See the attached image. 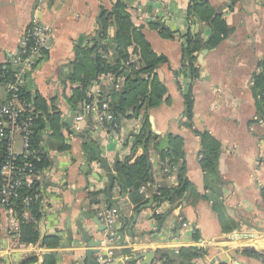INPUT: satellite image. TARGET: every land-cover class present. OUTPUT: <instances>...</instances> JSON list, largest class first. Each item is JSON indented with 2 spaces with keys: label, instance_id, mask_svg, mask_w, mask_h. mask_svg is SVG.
<instances>
[{
  "label": "crops",
  "instance_id": "crops-1",
  "mask_svg": "<svg viewBox=\"0 0 264 264\" xmlns=\"http://www.w3.org/2000/svg\"><path fill=\"white\" fill-rule=\"evenodd\" d=\"M117 1L0 0V104L5 98L1 67L15 58L33 14L37 12L54 32V49L29 78L26 94L30 99L41 101V107H36L38 119L44 122L45 128L36 145L45 155L46 166L54 176L49 186L53 192L51 198L58 204L48 216L50 226L55 230L46 236L59 239L57 247H44L41 252L17 250L2 254L0 264H20L28 259L23 264H42L49 254L54 255L55 264H87L84 256L88 245L85 246L79 233V214L73 209V202L75 197H85L80 193L85 179L82 169L87 156L93 157L94 153L88 146L82 148L83 140L70 134L66 122L73 112H77L74 125L96 143L113 166L116 157L120 164L131 155L135 144L133 136L143 129L144 114L122 117L117 126H93L84 109L92 102L95 82L87 90L88 103L80 104L78 110L73 111L68 99L77 86L69 83L67 78L72 71L75 48L81 43L91 44L90 39L97 38L103 13L110 11ZM120 1L128 6L133 25L143 32L151 50L165 59L155 72L165 93L149 114L152 136L146 156L153 181L167 189L181 191L177 173L184 164L190 187L176 206L166 200L156 206L151 200L135 212L136 204L131 199L133 194L136 197L135 193L124 189L118 173L121 184L115 182L110 200L105 191L107 179L97 183L89 175L91 201H99V205H86V210L96 212L98 208L110 205L121 207L117 229L121 243L134 245L132 248L137 251V257L143 259V264L150 253L144 255L140 253L142 250L179 251L188 247L206 251L205 256L191 264H264V238L246 246H233L227 239L235 231L254 229L264 233V123L260 122H264V115L258 110V98L253 89V77L264 63V0H198V4L205 2L214 15L222 16L229 35L217 47L200 52V76L192 82L191 90L188 88L190 81L176 75L182 68L184 37L190 31L193 36L199 35L207 41L212 34L207 21L209 15L200 8L195 9L194 5L192 13L195 12L197 18L192 19V14L189 17L191 0ZM116 30V26L112 27L109 35L114 36ZM162 30L173 35L167 36ZM115 48L117 53V46ZM128 51L132 61L139 62L133 47ZM204 51L206 54L203 55ZM113 79L111 82L108 75L99 79L112 96L121 89L119 80L124 78ZM190 92L193 106L192 118L188 119L185 95ZM130 111L128 114L131 115ZM54 113L60 114L64 126L61 132L70 146L64 152L53 147L48 116ZM204 132L220 145L217 170L201 166L199 133ZM166 139L168 148L159 151ZM19 140L20 148L21 138ZM173 154H180L182 159L170 166L168 163ZM165 171L169 172L166 177ZM93 172H99L95 164ZM155 214L163 216L164 221L158 222ZM81 222L86 231L94 225L86 218H81ZM99 231L100 234L104 232ZM40 237L43 238L41 233ZM40 242L25 245L40 244L43 247ZM245 249L256 252L259 257L244 254Z\"/></svg>",
  "mask_w": 264,
  "mask_h": 264
},
{
  "label": "trees",
  "instance_id": "trees-1",
  "mask_svg": "<svg viewBox=\"0 0 264 264\" xmlns=\"http://www.w3.org/2000/svg\"><path fill=\"white\" fill-rule=\"evenodd\" d=\"M195 9H201L209 15L207 21L210 23L212 34L207 41H203L199 35L193 36L189 31L184 37L185 43L182 49V68L176 73L177 77L184 76L190 81L189 89L191 90L192 82L200 76V65L198 63V55L205 49H212L229 35V28L221 15H214L213 11L205 2L198 4V0H191L188 15L192 14L193 6ZM215 16V17H214ZM103 31L100 33V42L97 38L90 39L91 44H79L75 48V58L72 63V71L68 75L67 80L72 85L77 87L72 90V96L68 99L73 111L78 110L80 104L88 103V88L99 81L102 76L111 75L115 79L124 78L121 81V89L113 96L111 93L108 96L111 99V110L113 115L119 121L122 117L130 118L144 114L143 129L139 134H135V144L132 146V153L125 158L123 163L119 164L118 176L125 190L134 191L133 198L136 206L134 211L138 212L141 208L154 200L156 206H159L163 201H169L176 206L186 190L189 189L190 183L186 177V169L184 164L178 169V180L180 182L181 191L167 189L161 186L159 189L160 196H154L150 200H146L144 195L139 194L140 188L147 182L153 181L152 172L150 169V161L146 154L149 152V142L151 141V132L149 124V114L165 93V89L159 82L155 74L159 64L164 63L165 59L157 56L146 40L143 32L136 28L128 13V6L122 1H117L110 11H105L101 18ZM116 26L114 36L109 35V30ZM156 26V25H153ZM154 28H158L157 26ZM99 32V31H98ZM167 36H172L173 33L167 30H162ZM117 46L116 55L113 52ZM133 47V53L138 55L139 62H133L128 49ZM106 56H110L105 58ZM147 76V78H145ZM253 89L258 98V110L264 115V63L261 65L260 72L253 77ZM35 106L41 107L39 98L30 99ZM186 116L192 118L193 96L190 93L185 95ZM37 108V107H36ZM131 109V111L129 110ZM131 112V115L128 112ZM51 125V139L53 147L58 151H67L70 146L66 144L62 134L61 117L59 113H54L48 116ZM264 118V117H263ZM110 126H113L111 124ZM45 125L41 119L36 120L33 130V145L37 147L36 141L41 139V132ZM202 143L201 166L203 169L217 170L218 160L220 156V145L212 138L209 133H199ZM44 156L45 164L47 161ZM182 159L180 154L171 155L170 166L178 164ZM166 164L163 165V168ZM169 172L164 176H168ZM155 219L158 222H163V216L155 214ZM45 248H55L59 244L57 236L40 237V232L34 224H25L22 226L21 242L28 245L30 243H38ZM130 253V250L123 251ZM159 256L166 257L169 264H191L195 259L205 256L206 251L195 247L181 248L176 254L173 250H158ZM244 254L250 257H259V255L250 250L245 249ZM42 264H55L54 255L49 254L44 258Z\"/></svg>",
  "mask_w": 264,
  "mask_h": 264
},
{
  "label": "built area",
  "instance_id": "built-area-1",
  "mask_svg": "<svg viewBox=\"0 0 264 264\" xmlns=\"http://www.w3.org/2000/svg\"><path fill=\"white\" fill-rule=\"evenodd\" d=\"M53 49V28L43 22L36 12L21 38L15 58L1 67L5 98L0 104V153L3 154L0 161V257L17 250L41 252L44 249L40 244L26 246L21 242L22 226L25 224H34L43 237L55 230L48 219L49 214L58 207L55 199L51 198L53 192L49 186L54 176L45 164L41 149L33 145L38 111L26 94L29 78ZM108 57L105 55V58ZM108 78L114 82L111 75ZM102 84V80L95 82L92 102L84 109L85 116L93 126H117L118 120L112 113L109 93ZM18 137L21 138L19 149L16 148ZM173 171L175 173L176 169ZM160 188L159 183L150 181L141 186L140 193L150 200L160 196ZM121 213L119 206L97 209L96 216L105 230L100 234L96 224L87 229L90 237L100 243L94 255L95 264H143V259L137 257V251L132 248L134 245L121 243L117 232ZM261 238H264V233L254 229L235 231L227 237L233 246H246ZM125 250H130V253H124ZM173 251L178 253L177 249ZM140 253L154 254L152 264H169L166 257L159 256L157 251L142 250Z\"/></svg>",
  "mask_w": 264,
  "mask_h": 264
},
{
  "label": "water",
  "instance_id": "water-1",
  "mask_svg": "<svg viewBox=\"0 0 264 264\" xmlns=\"http://www.w3.org/2000/svg\"><path fill=\"white\" fill-rule=\"evenodd\" d=\"M197 18L195 12L192 13V19ZM101 30L100 33L103 31L102 25H100ZM100 33L97 36V42H100ZM114 54L116 55V48L114 49ZM206 54V51L203 52V55ZM77 117V112H73L71 117L67 120L66 126L69 128L70 134H72L74 137L79 138L83 140L82 148L85 149L86 146L90 148V150L94 153L93 157L87 156V162L84 165V169H82L83 175L85 176L84 179V188L80 191V193L84 194V198L78 199L75 197L73 202V209L78 211V222L77 227L79 229V233L81 234L83 241L88 245V250L86 252V262L87 264H95L94 255L97 253L96 248L99 247L100 243L99 241L93 240L85 230L81 218H86L88 220H91L94 224H96L101 231L105 230V226L101 223V221L96 216V212H89V210H86V205L89 206H96L99 205V201L93 202L91 201V195L92 192H89L91 184L90 180L88 179L89 175L92 176V178L95 179L97 183H100L104 178L107 179L108 185L106 186V197L110 200L111 199V193L113 186L115 182L120 183V180L117 176L118 173V157H116L115 162L113 166H111L108 162V159L103 156V152L100 148L96 146V143L91 142L89 137L86 136L84 132L79 130L75 125V119ZM168 148V140L166 139L163 143H161L159 147V151H163ZM2 152L0 153V161L2 158ZM96 165L99 172H93V165ZM95 171V170H94ZM97 171V170H96ZM121 186V185H120ZM100 193V192H99ZM113 205H110L112 207ZM116 206V205H114ZM113 206V207H114ZM137 217H135L136 221ZM154 254L150 253L148 255V260L144 262V264H151L153 261ZM29 260V259H28ZM25 260L24 262L28 261ZM24 262L20 263L23 264Z\"/></svg>",
  "mask_w": 264,
  "mask_h": 264
},
{
  "label": "rangeland",
  "instance_id": "rangeland-1",
  "mask_svg": "<svg viewBox=\"0 0 264 264\" xmlns=\"http://www.w3.org/2000/svg\"><path fill=\"white\" fill-rule=\"evenodd\" d=\"M19 137L16 139V148L19 149Z\"/></svg>",
  "mask_w": 264,
  "mask_h": 264
}]
</instances>
